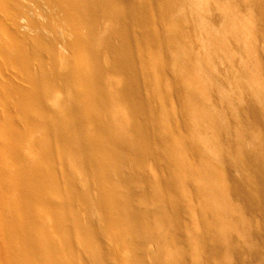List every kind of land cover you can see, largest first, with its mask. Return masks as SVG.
<instances>
[{
  "label": "bare ground",
  "instance_id": "6f19581e",
  "mask_svg": "<svg viewBox=\"0 0 264 264\" xmlns=\"http://www.w3.org/2000/svg\"><path fill=\"white\" fill-rule=\"evenodd\" d=\"M0 125V264H264V0H0Z\"/></svg>",
  "mask_w": 264,
  "mask_h": 264
},
{
  "label": "rangeland",
  "instance_id": "374dc122",
  "mask_svg": "<svg viewBox=\"0 0 264 264\" xmlns=\"http://www.w3.org/2000/svg\"><path fill=\"white\" fill-rule=\"evenodd\" d=\"M1 126V125H0ZM27 140H30V137H25L24 138V142H26ZM1 209V208H0ZM2 225V218H1V210H0V227Z\"/></svg>",
  "mask_w": 264,
  "mask_h": 264
}]
</instances>
